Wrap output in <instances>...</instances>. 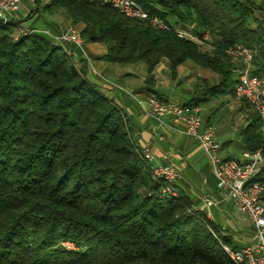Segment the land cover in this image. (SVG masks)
I'll return each mask as SVG.
<instances>
[{"label": "trees", "instance_id": "trees-1", "mask_svg": "<svg viewBox=\"0 0 264 264\" xmlns=\"http://www.w3.org/2000/svg\"><path fill=\"white\" fill-rule=\"evenodd\" d=\"M35 1L43 15L64 13L84 42L103 44L104 62L144 64L150 85L163 61L172 81L187 62L218 77L198 79L181 106L239 98V46L255 52L252 73L264 80V8L251 0H136L173 29L209 34L205 45L100 0ZM21 26L0 20V264H233L223 246L238 248L189 197H161L165 183L153 178L122 109L60 44L17 35ZM241 145L264 159L254 110ZM254 181L264 185V167Z\"/></svg>", "mask_w": 264, "mask_h": 264}, {"label": "crops", "instance_id": "crops-1", "mask_svg": "<svg viewBox=\"0 0 264 264\" xmlns=\"http://www.w3.org/2000/svg\"><path fill=\"white\" fill-rule=\"evenodd\" d=\"M251 1L258 6H264V0ZM22 3L21 10L15 14V20L23 25L26 20L32 19L36 22L37 18L42 19L45 23L44 26L33 24L29 27L49 32L54 36L60 35L72 26V22L64 13L43 15L38 10L35 0H28V6L24 0ZM46 16L49 17L50 22L45 21ZM61 48L72 55L76 66L86 73L88 81L122 109L128 119L136 147L142 153L146 150L150 152L152 157L150 164L152 166L173 165L180 172L181 178L176 180L173 185L175 191L189 197L192 208L204 213L211 222L220 228L222 235L230 237L232 242L236 238L240 243H243L242 245L233 243L236 248L241 249L249 245L253 241L255 228L249 218L238 211L235 202L227 199L219 190L212 166L199 141L185 134L184 123L171 117L158 121L147 108V102L151 96L148 88H153L168 102L180 105L187 102L192 97L195 87L190 93L184 90L186 96L190 95L188 98H180L177 91L172 89L171 83L166 87L162 83L164 77L169 76L171 82L181 86L183 75L187 74L184 75V78L189 79L195 68L187 66L189 63L184 64L179 68L178 80L172 81L167 62L163 61L153 75L154 85H150L148 84L147 71L143 78H140L122 66L104 62L101 58L106 55L107 50L103 44L84 42L82 49L71 44L61 45ZM193 66L195 65L193 64ZM197 80L190 79V82L185 84L189 87ZM138 101L143 102L144 106H140ZM220 108L230 115L238 117L242 130L248 125L251 112L248 105L243 99L230 97L213 100L200 108L199 114L203 123L216 124V130H218L217 120L214 124L212 119ZM223 128H225V134L220 131L216 133L215 130L216 139L219 136L227 139L222 144L219 142L222 147L221 157L224 159L240 158L245 152L241 145V133L238 144H235L233 140L229 139L228 127L222 125L221 129ZM236 145L240 149L238 154L233 149ZM205 197L215 199L219 204L208 209L204 206Z\"/></svg>", "mask_w": 264, "mask_h": 264}, {"label": "built area", "instance_id": "built-area-1", "mask_svg": "<svg viewBox=\"0 0 264 264\" xmlns=\"http://www.w3.org/2000/svg\"><path fill=\"white\" fill-rule=\"evenodd\" d=\"M103 4H110L125 16L140 20L150 21L159 29L174 30L179 38L205 45L210 41V35L199 37L193 32V26L171 28L162 19L152 17L151 13L136 0H100ZM49 3L43 0L42 6ZM22 0H0V20L7 24L15 20V14L21 10ZM35 33L46 35L52 43L60 45H75L79 49L83 48L84 41L81 31L70 26L60 35H52L49 32L39 29L19 27L17 35L26 36ZM242 62V67L234 69L237 73L238 83L236 94L239 98L245 99L250 107L258 114L262 131L264 132V80L252 73V61L255 52L242 46L232 51ZM72 56L71 54H68ZM78 69L79 66H77ZM140 106L144 103L138 101ZM147 108L158 121H163L167 117L185 124V134L199 141L203 151L208 157L213 173L217 179L219 190L223 195L235 202L240 213L246 215L255 228L253 241L244 248L233 250L223 246L233 264H264V185L254 181L264 167V159L261 151L257 153H243L240 161L229 160L221 157V145L216 140L214 125H205L200 117L199 109H190L174 102H161L154 96H150ZM144 159L149 163L152 160L148 150L143 152ZM152 176L156 181L165 183L161 192V197L177 196L174 189V182L181 178L180 172L173 165L151 166ZM204 206L208 209L219 204L215 199L205 197ZM195 212H199L194 210Z\"/></svg>", "mask_w": 264, "mask_h": 264}, {"label": "rangeland", "instance_id": "rangeland-1", "mask_svg": "<svg viewBox=\"0 0 264 264\" xmlns=\"http://www.w3.org/2000/svg\"><path fill=\"white\" fill-rule=\"evenodd\" d=\"M23 2V0H22ZM27 2L28 0H24V3L27 5ZM256 2H259V0H256ZM23 4V3H22ZM28 6V5H27ZM22 8V6H21ZM264 8V6H263ZM45 21L46 22H50V19L49 17H45ZM41 25V26H44L45 23L43 22L42 19H39L37 18L36 19V22H34L32 19L31 20H26L24 22V27H29V26H32V25ZM30 28V27H29ZM80 28V27H79ZM78 28V29H79ZM81 29V28H80ZM189 63L187 66H192L195 68V70L192 71V74L190 76L189 79L187 78H184V75H187V74H184L183 75V78L181 80V86H177L175 82H171L169 76L167 77H164L163 79V86H168V84L171 83V87L172 89H174L175 91H177V95L181 98H188L189 96H186V92L190 93L193 88L196 86L198 80L196 82H193L192 84L189 85V87L185 84L187 82V84L190 82L189 80L190 79H208L212 84H215L217 82V76L215 74H213L212 72L210 71H205V70H202L201 68L199 67H196V66H193L192 62H187ZM124 69H128L130 72H133L136 76L140 77V78H143V76L145 75V71L146 70V67L144 64H137V65H129V66H125L123 67ZM185 72H187V70H184ZM170 87V88H171ZM186 90V92L184 91ZM183 91V92H182ZM245 101V100H244ZM248 106H249V109L250 111H253L252 108L250 107V105L245 102ZM211 109V108H210ZM238 117H235V115L233 114H229L228 112H225L224 110H222L221 108L217 110V112L214 114V117L212 119V122L215 124V121L217 120L218 122V127L219 129L216 130L217 128V125L215 124L214 127H215V130H216V133L217 131L221 132V133H224L225 134V128L221 129V126L223 125L224 127H228V132H229V139L230 140H233V142H235V144H238V141H239V136H240V133L242 131V125H240V122H239V119H237ZM218 142H220L221 144L224 143L225 140H227L225 137H220L218 139H216ZM233 149L236 151V153L238 154L240 152V149L237 147V145L235 147H233ZM263 202H264V199H263ZM239 241L235 238L233 243L235 244H240L242 245L243 243H238ZM64 246L69 249V250H73L75 249V246L71 243H65Z\"/></svg>", "mask_w": 264, "mask_h": 264}]
</instances>
